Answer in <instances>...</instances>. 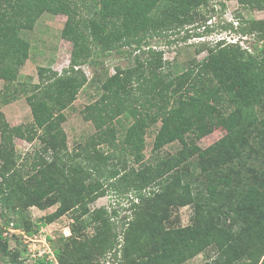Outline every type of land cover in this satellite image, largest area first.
Here are the masks:
<instances>
[{"label": "trees", "instance_id": "obj_1", "mask_svg": "<svg viewBox=\"0 0 264 264\" xmlns=\"http://www.w3.org/2000/svg\"><path fill=\"white\" fill-rule=\"evenodd\" d=\"M199 3L0 0V79L6 92L13 88L0 103L12 101L14 92L26 93L32 116L29 124L10 125L0 108V219L22 196L25 204L34 197V205H41L44 196L55 198L50 204L59 205L50 219L72 212L65 242L50 241L54 260L44 254L32 264H92L98 254L112 250L118 235H106L114 228L109 212L89 205L107 188L119 191L116 182L142 203H132L123 231L120 254L128 264H182L210 245L217 255L207 264H264V164L255 166L264 149V44L254 43L248 51L217 41L201 48L206 49L203 58L184 64L171 63L162 50L149 46L153 37L167 36L187 22ZM43 13L67 17L61 35L72 45L69 64L61 73L39 67L37 83L22 81L20 69L30 49L23 34ZM248 21L264 27V19ZM111 53L130 63L116 66L100 82L98 98L83 109L95 131L70 151L61 123L63 109L88 80L79 66L97 65L96 58ZM155 124L145 159L144 136ZM214 128L225 134L203 149L194 146V138ZM16 137L37 138L41 145L22 158ZM174 141L181 147L161 154ZM193 201L190 224L165 225L162 202ZM9 221L0 223V257L7 264H26L27 250L9 247L3 234ZM14 226L34 233L25 223Z\"/></svg>", "mask_w": 264, "mask_h": 264}, {"label": "rangeland", "instance_id": "obj_2", "mask_svg": "<svg viewBox=\"0 0 264 264\" xmlns=\"http://www.w3.org/2000/svg\"><path fill=\"white\" fill-rule=\"evenodd\" d=\"M199 4L190 9L188 17L182 26L167 32V36L153 37L149 40V46L156 50L163 51V57L171 63L184 64L189 60L201 59L206 55V49L203 46H214L217 41L225 43H237L241 48L252 51V45L264 44L260 37L264 36V27L252 24L249 18L264 19V0H199ZM67 17L63 14L43 13L32 30L26 31L24 37L30 42L28 58L20 69L22 81L38 82V68L49 67L61 73L69 64L71 54V42L62 37L61 31L66 23ZM97 65L85 63L79 66L88 79L82 88L78 91L76 98L71 105L63 109L64 120L61 123L66 133V144L70 151H74L78 146L86 141L95 131L92 123L83 117V109L86 105L94 102L98 98V85L108 75L114 73L116 66H128L129 59L122 55L111 53L105 57L96 58ZM5 82L0 79V98L2 95L8 97L10 88L6 92ZM28 87V86H27ZM29 89V87H28ZM15 97L12 101L2 104L0 108L5 114L10 125H26L32 121L30 107L26 100V93L14 92ZM156 125L147 128L144 139L143 153L145 159L150 157L153 137ZM225 134V130L214 128L199 138L193 139L194 146L203 149ZM263 142V141H262ZM41 145L40 140L34 138L32 141L16 137L14 146L16 151L26 157L27 154H33L34 149ZM180 144L177 141L165 145L161 154H173ZM264 148V142H263ZM255 166L259 168L264 164V149H261V155L257 154ZM138 168V164L128 162ZM118 190L107 188L105 194L97 198L89 205L90 208L105 207L109 212L114 228L107 232V236L116 233L117 241L114 248L110 251L97 253L91 260L92 264H128L121 257V247L123 246V231L126 223L132 215V203L141 205L140 199L136 198L133 191L127 190L119 182L115 183ZM151 188V187H150ZM149 187L145 191L150 190ZM1 192V191H0ZM176 196L178 191H174ZM24 200H23V198ZM15 202L14 207L5 209L6 215L0 219L2 223L7 218L10 220L7 226H4L3 234L8 238L9 247L25 248V263L32 264L38 257L44 254L49 259L54 260L51 251V242L54 244H63L65 236L69 235V225L72 223L71 210L54 217L49 216L56 210L59 202L50 204L51 198L44 196L40 204L34 205V197L25 204V197ZM22 205L17 208L18 203ZM157 208L160 206L157 202ZM161 203V202H160ZM31 204V205H30ZM164 210L162 215H166L165 225L170 227L185 226L191 223L192 216L196 209V202H190L185 205L177 203L168 206L161 203ZM146 205H142L144 208ZM115 212V213H114ZM21 222L34 230L32 235H26L25 228H15L14 224ZM92 228L88 227L86 232L91 233ZM51 241V242H50ZM217 255L215 245L206 247L202 252L188 259L182 264H207L211 263ZM0 264H7L6 257H0ZM260 264V263H259Z\"/></svg>", "mask_w": 264, "mask_h": 264}]
</instances>
